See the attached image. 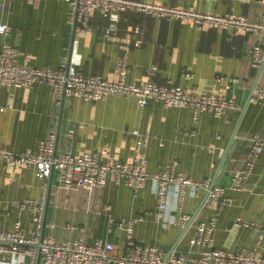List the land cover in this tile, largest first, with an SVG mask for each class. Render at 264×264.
Instances as JSON below:
<instances>
[{
  "label": "crops",
  "instance_id": "crops-1",
  "mask_svg": "<svg viewBox=\"0 0 264 264\" xmlns=\"http://www.w3.org/2000/svg\"><path fill=\"white\" fill-rule=\"evenodd\" d=\"M148 1L218 14L234 12L264 23V0ZM114 18H118L119 28L108 36L105 29ZM90 23L92 30L79 32L69 17L67 0H0V24L8 25L7 32L0 30V47L5 43L16 46L18 62L25 55L31 65L39 67H57L66 61L69 70L115 80L118 60L127 54V81L153 78L198 94L234 98L239 107L219 116L210 111L197 116L188 107L154 101L140 106L135 98L117 95L92 101L65 95L59 100L51 85L39 82L32 87L2 85L0 149L37 150L55 133L56 151L106 149L120 160H133L138 152L133 130L138 129L143 139L141 152L148 158L150 171L175 169L199 180H216L215 184L226 186L230 201L223 207L211 206L207 200L203 204L208 194L205 187H187L182 201L179 186L172 184L168 211L160 217L153 179L140 189L112 180L93 190L67 189L59 184L57 170H53L45 191L35 166L10 165L2 158V226L12 228L20 218L28 231L32 213L20 203L45 194V219L60 224L53 230L46 227L45 232L59 238L84 236L92 243L104 238L123 247L127 235L124 224L132 220L137 240L157 244L167 255L175 245L179 250L189 249L197 223L216 217L215 246L238 250L252 247L259 238L264 250V235L259 237L256 228L236 223L240 218L264 226V151L245 189L231 187L235 168L244 167L252 154L248 137L264 136V100L253 97L256 83V88H264V69L251 61L254 46H264V30L199 27L190 19L157 18L132 10L111 19L96 11ZM71 128L75 129L73 136L68 134ZM184 213L189 216L186 221Z\"/></svg>",
  "mask_w": 264,
  "mask_h": 264
},
{
  "label": "built area",
  "instance_id": "built-area-1",
  "mask_svg": "<svg viewBox=\"0 0 264 264\" xmlns=\"http://www.w3.org/2000/svg\"><path fill=\"white\" fill-rule=\"evenodd\" d=\"M69 17L76 22L79 32L90 31L91 17L96 11L110 19L117 13L132 10L157 18L174 17L193 20L199 27L215 26L234 28L235 30H264V23L252 22L246 15L234 12L218 14L204 12L193 8L166 4L148 0H67ZM7 24H0V30L7 32ZM118 18L106 27L108 36L118 31ZM140 40L137 44H140ZM19 50L16 46L5 43L0 47V86L32 87L36 83L52 86L61 100L65 95L77 96L86 101L101 100L111 95L135 98L140 106L149 101L162 102L166 106H182L191 108L198 116L203 111H210L219 116L230 109L238 108L234 98L214 95L207 92L194 93L188 87L161 83L153 78L142 82L127 81L129 69L127 54L120 56L117 64L118 79H110L103 74H86L69 70L66 61L59 66H34L29 56L25 55L20 62L16 61ZM254 65L264 62V46L257 43L251 55ZM157 66H154L156 69ZM187 75H190L187 73ZM253 97L264 100V88H256ZM75 129L68 131L73 136ZM137 136L138 152L133 160H120L113 152L106 149L75 153L68 150L56 151V134L52 133L37 149L14 152L0 149V159L5 158L10 165H31L36 168V175L46 191L47 178L53 170H57L59 184L67 189L86 188L93 190L105 186L109 180L117 183L125 182L133 188L140 189L148 180L156 182L158 198V215H165L169 208V188L177 184L181 200L184 201L187 187L197 190L207 188V203L211 206L223 207L230 201L225 195L226 186L214 184L210 188L211 179L199 180L175 169H164L152 172L148 167V158L141 152L143 139L140 130L134 129ZM252 143V154L244 167H237L233 172L231 187L236 190L245 189L254 164L264 151V136L254 134L248 137ZM22 209L32 213V225L28 231L23 228L20 218L16 219L12 228H4L0 220V264H182L197 262L201 264H264V250L260 247V239L249 248L238 250L215 246L214 230L217 219L200 220L197 233L191 239V246L186 250L175 249L165 261V253L161 247L152 243H141L137 240L134 221L124 224L126 241L118 247L113 241L98 238L90 242L84 236L59 238L54 233L45 232V228L53 230L54 221L45 219L46 196L26 198L20 203ZM188 214L182 218L186 221ZM237 225H247L264 235V226L257 222H245L238 218Z\"/></svg>",
  "mask_w": 264,
  "mask_h": 264
},
{
  "label": "water",
  "instance_id": "water-1",
  "mask_svg": "<svg viewBox=\"0 0 264 264\" xmlns=\"http://www.w3.org/2000/svg\"><path fill=\"white\" fill-rule=\"evenodd\" d=\"M263 69H264V62H263V64H262V71H263ZM256 86H257V83L255 84V86H254V88H253V92H254V90L256 89ZM253 92H252V93H253ZM252 93H251V96H252ZM233 138H234V137H233ZM215 182H216V180H213V181H212V184H211L210 188H212V187L214 186ZM208 195H209V190H208L207 197L205 198L203 204L206 202V200H207V198H208ZM195 217H196V214L193 216L191 222L195 219ZM191 222H190L189 224H191ZM175 249H176V245L173 246V248H172V249L168 252V254L165 256V261L168 259V257L170 256V254H171Z\"/></svg>",
  "mask_w": 264,
  "mask_h": 264
},
{
  "label": "rangeland",
  "instance_id": "rangeland-1",
  "mask_svg": "<svg viewBox=\"0 0 264 264\" xmlns=\"http://www.w3.org/2000/svg\"><path fill=\"white\" fill-rule=\"evenodd\" d=\"M57 224H58V227L60 226V224L57 222Z\"/></svg>",
  "mask_w": 264,
  "mask_h": 264
}]
</instances>
